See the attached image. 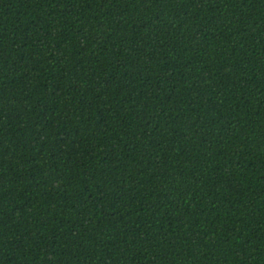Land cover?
<instances>
[{"label": "trees", "instance_id": "1", "mask_svg": "<svg viewBox=\"0 0 264 264\" xmlns=\"http://www.w3.org/2000/svg\"><path fill=\"white\" fill-rule=\"evenodd\" d=\"M0 264H264V0H0Z\"/></svg>", "mask_w": 264, "mask_h": 264}]
</instances>
